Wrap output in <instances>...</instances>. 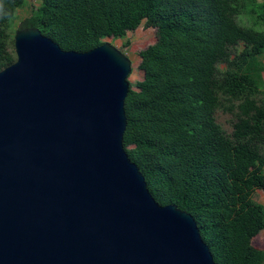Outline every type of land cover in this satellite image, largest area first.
Returning a JSON list of instances; mask_svg holds the SVG:
<instances>
[{"label": "trees", "instance_id": "16d2710c", "mask_svg": "<svg viewBox=\"0 0 264 264\" xmlns=\"http://www.w3.org/2000/svg\"><path fill=\"white\" fill-rule=\"evenodd\" d=\"M234 0H41L21 28L85 52L107 37L158 25L125 102L124 145L162 205L191 213L217 264H264V0L250 27ZM27 0H0V71L13 64L12 27ZM129 42L124 43L128 46ZM223 65V66H222ZM232 114L228 134L216 113Z\"/></svg>", "mask_w": 264, "mask_h": 264}, {"label": "water", "instance_id": "95a60500", "mask_svg": "<svg viewBox=\"0 0 264 264\" xmlns=\"http://www.w3.org/2000/svg\"><path fill=\"white\" fill-rule=\"evenodd\" d=\"M0 71V264H217L195 217L160 204L124 145L131 60L38 28Z\"/></svg>", "mask_w": 264, "mask_h": 264}, {"label": "rangeland", "instance_id": "374dc122", "mask_svg": "<svg viewBox=\"0 0 264 264\" xmlns=\"http://www.w3.org/2000/svg\"><path fill=\"white\" fill-rule=\"evenodd\" d=\"M258 1L259 0H234L233 5H236L238 7V13L235 15V17L240 25L244 27L251 26V20L248 15V11ZM40 3L41 0H27V3L18 10L17 17L13 22V27L11 30V40H13V44L11 46L12 49L15 50L14 37L17 31L22 29V21L24 20V18L30 15L31 7L38 6ZM157 35V24L152 26L141 24L136 30L129 31L125 38L107 37L104 39V42H108L117 47L131 60L132 70L128 77V80L130 82V86L133 89H137L136 83L142 80L144 77V71L139 67V64L141 62L140 51L155 43L157 40ZM126 41L129 42L128 46L124 45ZM216 117L224 130L228 134H231L232 124L234 121V117L232 116V114L220 109L217 111ZM254 198L256 201L264 203V189L256 190V192L254 193ZM254 244L258 247L264 248V230L254 239Z\"/></svg>", "mask_w": 264, "mask_h": 264}, {"label": "crops", "instance_id": "0c3cea01", "mask_svg": "<svg viewBox=\"0 0 264 264\" xmlns=\"http://www.w3.org/2000/svg\"><path fill=\"white\" fill-rule=\"evenodd\" d=\"M258 190H259V189H258ZM262 204H264V203H262ZM262 231H263V230H262ZM262 231H261V232H262Z\"/></svg>", "mask_w": 264, "mask_h": 264}]
</instances>
